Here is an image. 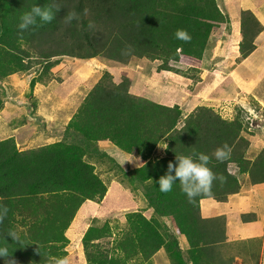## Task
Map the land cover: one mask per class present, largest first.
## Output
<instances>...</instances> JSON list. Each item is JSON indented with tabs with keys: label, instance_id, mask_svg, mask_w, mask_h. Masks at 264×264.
<instances>
[{
	"label": "trees",
	"instance_id": "obj_1",
	"mask_svg": "<svg viewBox=\"0 0 264 264\" xmlns=\"http://www.w3.org/2000/svg\"><path fill=\"white\" fill-rule=\"evenodd\" d=\"M35 4L60 11L51 23H38L21 33L20 16ZM70 12L78 19L66 24L64 17ZM252 16L249 11L239 15L245 29L239 43L241 59L255 50L254 41L262 31ZM225 22L215 0H0V80L29 71L32 67L25 59L42 60L50 70L55 66L50 61L60 57L99 59L117 68L159 61V70L186 75L189 70L183 71L182 62L202 60L214 24ZM178 29L187 30L191 41L176 39ZM96 77L69 116L65 133H59L71 142L21 151L12 138L0 140V205L9 210L0 223V246L9 248V259L15 264H54L65 256V232L78 209L85 201L99 203L107 191L89 160L98 142L109 141L127 154L139 150L145 165L126 173L112 164V172L130 186H142L149 208L161 218L174 220L188 250L181 253L175 240L165 243L140 214H131L128 230L120 237L111 239L109 222L86 230L81 246L87 264H149L163 246L170 251V264H233V257L224 258L219 252L218 219H201L199 202L224 203L239 193L241 182L229 171L231 165L238 174L247 175L250 185L264 184V150L247 157L251 144L241 136L244 131L261 132L264 120L237 109L227 121L205 107L195 108L182 119L178 106H161L131 94L128 80L119 81L108 71ZM2 105L0 100V111ZM162 144H166L164 157L150 160ZM224 144L230 146L231 155L219 162L212 154ZM192 153L209 155L208 166L223 180H215L210 193L197 197L195 203L188 202L178 183L169 193L159 191L156 181L168 164L176 156ZM9 231H15L19 240L12 241ZM249 243L236 245H243L247 257H254ZM257 244L259 253L260 240ZM106 245L111 249H105ZM0 264H5L3 259Z\"/></svg>",
	"mask_w": 264,
	"mask_h": 264
},
{
	"label": "crops",
	"instance_id": "obj_2",
	"mask_svg": "<svg viewBox=\"0 0 264 264\" xmlns=\"http://www.w3.org/2000/svg\"><path fill=\"white\" fill-rule=\"evenodd\" d=\"M216 2L221 14L225 16L226 22L222 25L214 24L213 35L209 40L202 60L198 61L186 58L182 62L185 63L187 68H184L183 71L189 69L186 75L159 70V61H143L136 66V68H139L138 70L134 69V71H132L131 79H127L130 82L131 94L149 99L161 106H178L182 114L186 116L197 107H205L212 109L223 118L220 112L221 108L217 109L220 103H233V105H235L237 102H240L244 104L246 102L244 100L248 97H251V101L253 100L264 108V89H262V87L259 88L260 81L264 79V0H216ZM242 11L251 12L262 26V32L254 41L255 50L245 59H241L239 54V43L245 31L239 19V15ZM84 61L92 60H83V62ZM151 66L155 69L157 67L158 70H152ZM125 69L126 68H118L117 70L121 74L124 72L122 70ZM209 72L210 75H207ZM187 75L188 77H193L195 80L187 78ZM91 79L92 77H89V79L84 81L82 79L78 80L77 77V84H72L71 90H75L78 86L87 84ZM179 80H181L183 87V84L188 86L189 89L193 87L189 90L188 99L187 97L185 98L189 101L187 105H183L184 108H181L178 104L168 105V101L173 100L172 95H176L177 93L174 84ZM63 83L64 82L60 83L59 86ZM183 90L180 93H182ZM40 99L41 98H39V100ZM41 106L42 102H39L35 103L31 108V111L38 113V115L34 117H38L43 113L54 112V110L51 111L49 108L45 110ZM77 107H75V109ZM27 109L29 110V108ZM75 109L69 111L62 109L64 110L62 111L63 115L65 111H67L65 114V121L62 120L63 127L66 126L70 119L69 116L74 113ZM226 109L223 110L224 113H226ZM59 111L61 110L58 109L55 112ZM70 112L71 114H68ZM26 122V117L24 116L23 118H19L10 115L5 125L13 127L12 134L4 136V139L0 140L12 138L16 146L21 151L24 150L26 144L22 146L17 144V134L20 132V129L32 128L31 125L26 127ZM35 122L43 127L41 132L45 135V140H48L50 138L49 136H60L59 130L62 129H55V131L49 133L45 131L44 120L36 119ZM52 124L58 128L56 122ZM40 129L41 128H38V131ZM263 130L264 127L261 132ZM261 132L251 135L247 132L251 138L250 142L254 143V139L261 137ZM56 142L59 141L45 142L44 145ZM97 145L98 151L92 152L91 162L95 168V172L100 175L103 182L105 181L104 183L106 184L107 191L103 200L99 203L85 201L80 206L68 230L65 232V237L68 240L67 246L79 245L81 247V238L86 230L90 226L100 227L105 222H109L112 228L111 239L117 238V235L120 237L128 230L127 220L129 216L131 214H140L152 225L165 243L172 240L177 241L181 253L184 254L188 250L185 237L179 233L171 217L161 218L153 209L149 208L142 193V186L138 188L135 184L130 186L123 176L120 179H111L109 183L105 180V176H110V173L112 174L113 165L124 170L126 173L145 165L146 161L141 159L139 150L127 154L108 141L99 142ZM160 146L161 145L158 147ZM157 148L155 153L150 157V160L158 157ZM163 157L164 155L158 158ZM105 159L109 160L110 163L105 169L101 170L100 168L103 166V162L100 163V161L104 160V164H106ZM231 167L235 168L232 165L230 168ZM232 173L236 175L238 181L241 182V192L239 191L238 194L229 196L224 203L217 202L213 199L200 200V217L204 220L218 219L215 228L219 230L221 244V246H219L221 247L219 252L221 256L224 258L233 257V264H264V184L251 187L252 185L247 182V175L238 174L236 169H234ZM110 196H112L113 201L119 200L118 214L103 211V205ZM113 216H119V218H112ZM245 218L247 219L245 220ZM113 222H117L118 224H113ZM250 239L260 240L261 242L259 253L257 248L255 249L253 245H251L254 249L251 254H253L254 257H247V249L245 250L243 245H240V247L236 245L237 243H243ZM163 247L153 254L148 261L149 264H170L168 259L170 251L165 250V247ZM105 249L110 250L111 245H106ZM256 253L258 254V258L256 257ZM68 256L69 255H66L67 258ZM81 260H83L82 256ZM85 264L87 263L85 262Z\"/></svg>",
	"mask_w": 264,
	"mask_h": 264
},
{
	"label": "rangeland",
	"instance_id": "obj_3",
	"mask_svg": "<svg viewBox=\"0 0 264 264\" xmlns=\"http://www.w3.org/2000/svg\"><path fill=\"white\" fill-rule=\"evenodd\" d=\"M252 17L254 18V16ZM24 62L29 63V65H31L32 67V69L28 73L21 72L22 74L12 75L10 77H6L0 80V100H3L2 110L0 111V113H2L0 114L1 115L0 139H4V136L12 134L11 132L13 130V127L5 125L7 122V118L10 115L15 117L17 116L19 118H23L24 116L26 117V121H27L26 127H28V125H31L33 129L32 128L23 129V130L20 129L19 130L20 132L18 134L17 133L15 134H17L18 136L17 144L20 146L26 144L25 149L27 150L44 146V143L49 141L51 142L63 141L67 143L71 142L69 141V139L65 138V136L63 137V135L62 136L60 135L59 137L49 136L50 138L48 140H45V135L41 132L43 127L39 126L38 123L35 122V120L36 119L44 120L45 131H48L49 133L51 131H55V129L57 130L62 129L59 130L60 133L61 134L65 133V127H63V123H62L63 121H65L64 120L65 116L62 114V111H64L62 109H65L67 111L75 109V107H77L78 104L80 105V103H82V100L84 99L85 94L89 91V87H90L89 82H87V84H83L81 86H78L77 89L71 90L72 84H77V77L78 80L82 79L86 81L87 79H89V77L93 78L94 76H97L96 78H99L100 76L103 75V71H108L109 73H111L112 77H117L118 80L119 79L129 80L131 79L132 71H134V69L136 70L139 69L136 68L133 64H131L130 66L126 67L125 70H122L124 72L120 74V72L117 69L113 68L114 66L112 63L103 62L99 59L83 62L69 58H57L53 61H50V63L53 62L55 64V66L51 71L49 69L46 70L47 65L42 60H33V58H30L29 60L25 59ZM152 70H158V69L157 67L156 69L152 67ZM49 75L51 77V78L49 77L50 80H48L46 84L44 83L43 85H40L42 84L43 80L48 78ZM207 75H210V72ZM34 77L36 78L34 79ZM34 81H40V84L33 86ZM62 82L64 83L59 86V84ZM183 85L184 87L182 86L181 80L177 81L176 84H174L175 91L177 93L176 95H172L173 100L168 101L169 103L168 105L178 104L181 108H184L183 105H187V102L189 101L187 100L189 97V90H191L193 87L189 89L188 86H186L185 84ZM261 87L262 89H264V79L260 81L259 88ZM182 90L183 92L180 93ZM186 97L187 99H185ZM39 98L41 99L39 100ZM250 99L251 97L246 98L244 100L246 101L244 104L237 102V104H235L236 106L233 105V103L231 104L220 103L219 108L217 109L221 108L220 109L221 115L223 118H225L224 120L227 121H231L234 118L233 117L235 114L234 112L238 110H241L240 113L242 115L245 113V110H247L249 115L252 114L255 115V117H260L264 120L263 106L257 104L253 100L251 101ZM39 102H42V106H41L42 108H44L45 110L49 108L51 111L54 110V112L43 113L38 117H34L35 115H38V113L36 112L29 113V111H31V108L35 105V103H39ZM27 108H29V110ZM58 109H60L61 111L55 112ZM225 109H226V113H224L223 111ZM185 116H186L185 114H182L181 118L183 119ZM53 122H56L58 128L53 126L52 124ZM38 128L41 129L38 131ZM72 131L73 129L70 128L69 132L71 133ZM34 136H36V138ZM241 136L245 138L247 141H249V143L251 144L247 150V157H250L251 155L254 156L255 154H258L260 151L264 150V130L261 132V137L254 139L253 141L254 143L250 142L251 138L247 134V132L245 131L241 132ZM74 140L76 139H72V141ZM165 147L166 144H162L160 147L157 148L158 157L164 155L163 152ZM101 162H103V166L100 168L101 170L105 169L110 163V161L107 159H105L106 164H104V160H101L100 163ZM234 169L235 168L231 167L229 168V171L232 173L234 172ZM115 176H118V172H113L112 174L110 173V176H105L106 182L109 183V180L118 178ZM247 182L249 183L248 179ZM251 187H255V186H251ZM103 208H104L103 211H108V212H112L113 214L114 213L118 214L119 200L113 201L112 196H110L104 203ZM112 218L118 219L119 216L118 217L113 216ZM246 219L247 218H245V220ZM115 223L117 222H113V224ZM19 229H21V227H19ZM248 241L251 242V244L250 243L249 244L253 245V247L256 249V245H258L257 240L250 239ZM64 250H66L67 252L66 255H69L68 256L69 264H85L82 249L79 245L71 246V247L67 246L64 248ZM256 255H257L256 257L258 258L257 253ZM81 256L83 257V260H81Z\"/></svg>",
	"mask_w": 264,
	"mask_h": 264
},
{
	"label": "clouds",
	"instance_id": "obj_4",
	"mask_svg": "<svg viewBox=\"0 0 264 264\" xmlns=\"http://www.w3.org/2000/svg\"><path fill=\"white\" fill-rule=\"evenodd\" d=\"M58 11H60V9H56L54 11L53 8L48 6V5H46L44 7H40V6H36V4H35L33 7H31L30 11H27L20 16V22L18 24V29L21 33H23L25 31L29 30L30 28L37 26L38 23L40 25L51 23L55 19L56 12H58ZM75 19H78L77 14L75 12H70L67 15H65L64 22L66 24L71 23ZM91 26L92 25L90 24L89 27H91ZM175 38L178 40L184 41L185 43H188L191 41L190 34L187 32V30H184V29H178L175 32ZM130 51H131V49H129L128 52H126L125 54L130 53ZM60 58H68V57H60ZM69 59H72V58H69ZM73 60L83 61L80 59H73ZM91 60H94V59H91ZM96 60H98V59H96ZM143 61H148V60H143ZM148 62H151V61H148ZM107 63H109V62H107ZM107 66H109V65H107ZM113 66H114V64H113ZM114 68H117V67L114 66ZM52 69H50V71ZM158 69H159V67H158ZM46 70H47V68H46ZM29 71L23 72V73H28ZM19 74H22V73L20 72V73L15 74V75H19ZM49 77H50V75L48 76V78L43 80L42 84H40V81H34L33 86L39 85V84L43 85L44 83L46 84V82L48 80H50V78H51V77L50 78ZM35 78L36 77H34V79ZM125 80H127V79H125ZM33 112L34 111H30V113H33ZM250 115H252V114H250ZM252 116H255V115H252ZM69 121H70V119H69ZM69 121H68V123H69ZM44 146H46V145H44ZM40 147H43V146H40ZM24 150H27V149H24ZM24 150H22V151H24ZM96 151H98V150H96ZM92 154H91V156H92ZM212 155L215 157V159L217 161L223 162L224 160H226L230 157L231 148L228 144H224L222 147H218ZM91 161L92 160L90 159L89 160L90 164H91ZM209 163H210V156L207 154H204V153H192L190 155L176 156L175 162H170L167 166L166 173L163 176H161L158 181H156L158 188H159V191H161L162 193H169L173 190V186L178 183L182 193L187 197L188 202L189 203H195L197 197H200L202 195H206V194L210 193L213 182L215 180H217V179H220L221 181L223 180V177H217V175L212 171V169L208 166ZM115 177H118L117 179L121 178V176H115ZM8 211L9 210H8L7 206L0 205V223H2L3 220L6 218ZM7 236L10 237L12 239V241H18L19 240V236L15 231H9ZM65 247H67V245ZM64 248L62 251L65 252V256L61 257V258H56L54 264H69V259L66 257L67 253L64 250ZM81 248H82V246H81ZM82 253H83V249H82ZM110 255L111 254H109V256ZM11 256H12V254H10L9 248L7 246H0V259H3L5 264H15L14 260L9 259ZM83 257L85 259L84 253H83ZM85 262H86V260H85Z\"/></svg>",
	"mask_w": 264,
	"mask_h": 264
}]
</instances>
